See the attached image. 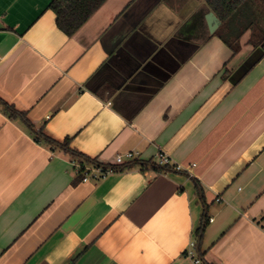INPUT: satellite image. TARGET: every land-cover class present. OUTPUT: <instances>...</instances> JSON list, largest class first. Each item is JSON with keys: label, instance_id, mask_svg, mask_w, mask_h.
Listing matches in <instances>:
<instances>
[{"label": "crops", "instance_id": "1", "mask_svg": "<svg viewBox=\"0 0 264 264\" xmlns=\"http://www.w3.org/2000/svg\"><path fill=\"white\" fill-rule=\"evenodd\" d=\"M51 1L0 0V264H194L192 240L264 264L254 31L235 51L206 0H106L69 36ZM96 164L116 169L83 181Z\"/></svg>", "mask_w": 264, "mask_h": 264}, {"label": "trees", "instance_id": "2", "mask_svg": "<svg viewBox=\"0 0 264 264\" xmlns=\"http://www.w3.org/2000/svg\"><path fill=\"white\" fill-rule=\"evenodd\" d=\"M105 1L52 0L48 7L56 13L58 27L72 36ZM256 2L260 5L264 0H206L222 21L216 33L235 51L239 48L242 35L248 29L254 31V38L257 39L255 43L263 45L264 48V11L254 8ZM5 110L12 118L18 115L7 105ZM111 167L116 169L115 166ZM80 173V178L83 179L82 170ZM198 232L201 234L202 229ZM69 264H78L77 259H73Z\"/></svg>", "mask_w": 264, "mask_h": 264}, {"label": "built area", "instance_id": "3", "mask_svg": "<svg viewBox=\"0 0 264 264\" xmlns=\"http://www.w3.org/2000/svg\"><path fill=\"white\" fill-rule=\"evenodd\" d=\"M136 154L137 152H133V151L118 154L116 156L115 162L117 164H124L127 161L133 160L136 157ZM155 162L162 167L173 166L177 170H181L183 168L181 164L175 163L172 160V158L163 151H159L158 154L155 156ZM113 171H114V168H112L111 166L104 165V164H96L90 168L83 167L82 169L83 181H87L92 177L94 178L103 177ZM185 255L194 264H202V259L199 255L195 240H192L189 243L187 249L185 250Z\"/></svg>", "mask_w": 264, "mask_h": 264}, {"label": "water", "instance_id": "4", "mask_svg": "<svg viewBox=\"0 0 264 264\" xmlns=\"http://www.w3.org/2000/svg\"><path fill=\"white\" fill-rule=\"evenodd\" d=\"M206 18L209 26V31L211 33L217 31V29L220 27L222 23L221 19L217 16V14L214 11H209Z\"/></svg>", "mask_w": 264, "mask_h": 264}]
</instances>
